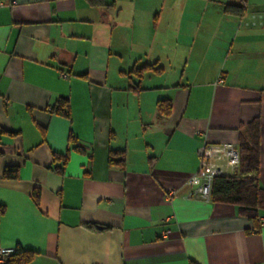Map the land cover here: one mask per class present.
Instances as JSON below:
<instances>
[{
	"label": "crops",
	"instance_id": "crops-1",
	"mask_svg": "<svg viewBox=\"0 0 264 264\" xmlns=\"http://www.w3.org/2000/svg\"><path fill=\"white\" fill-rule=\"evenodd\" d=\"M104 2L0 0L1 244L28 264H264V210L256 229L186 182L201 145L237 144L260 117L264 187V66L238 59L264 43L232 38L221 0Z\"/></svg>",
	"mask_w": 264,
	"mask_h": 264
},
{
	"label": "trees",
	"instance_id": "trees-1",
	"mask_svg": "<svg viewBox=\"0 0 264 264\" xmlns=\"http://www.w3.org/2000/svg\"><path fill=\"white\" fill-rule=\"evenodd\" d=\"M92 6L101 7L106 5L104 0H87ZM246 8L245 0L238 4L227 3L224 5V11L227 14L241 16ZM153 69L157 72L161 68L155 65L147 64L135 70L141 76L142 72ZM53 110L61 115L69 116V103L65 99H59ZM158 110L162 116H168L172 110V102L169 99H163L158 102ZM12 132V131H11ZM73 147L80 150L76 145V139L70 138ZM261 121L260 117H255L247 124L245 135L241 136L237 143L240 154L241 164L237 173L233 176L216 177L212 182L210 199L216 203H228L237 208L239 215L247 218L254 223L255 228L259 227L260 212L264 210V187L259 182L260 159H261ZM55 160L59 164L53 167L57 172L63 173L65 164L68 160L65 155H56ZM110 164L124 166V150L114 151L109 158ZM4 178L16 179L19 177V168L16 166H7L4 170ZM6 211L5 206L0 205V215ZM84 226L90 230H96L99 225L93 222H86ZM105 228V227H102ZM109 227H106L107 229ZM32 251L17 247L15 252L4 264H28L34 258ZM190 264H198L191 261Z\"/></svg>",
	"mask_w": 264,
	"mask_h": 264
},
{
	"label": "built area",
	"instance_id": "built-area-1",
	"mask_svg": "<svg viewBox=\"0 0 264 264\" xmlns=\"http://www.w3.org/2000/svg\"><path fill=\"white\" fill-rule=\"evenodd\" d=\"M64 77L68 75L62 73ZM200 164L198 170L187 179L189 185L196 187V194L206 200H210L212 182L216 177L233 176L237 173L241 164V154L236 143H205L199 149ZM175 193L174 190L170 194ZM264 225V218H260ZM169 231H165L163 237H167ZM15 252L14 248L4 247L0 242V264L7 262Z\"/></svg>",
	"mask_w": 264,
	"mask_h": 264
},
{
	"label": "rangeland",
	"instance_id": "rangeland-1",
	"mask_svg": "<svg viewBox=\"0 0 264 264\" xmlns=\"http://www.w3.org/2000/svg\"><path fill=\"white\" fill-rule=\"evenodd\" d=\"M240 2L241 0H221V14L223 3L238 4ZM245 5L246 8L243 14L233 23V29H231L228 34L232 38H235L237 36L236 34L239 33L243 40H250L252 44L264 43V0H245ZM209 13L211 15L218 14V9L210 8ZM228 49L229 47H227V50ZM238 59L240 63H244L247 67L253 66L256 63L259 64L258 66H260V68L264 66V57L249 60L246 59L244 55H240Z\"/></svg>",
	"mask_w": 264,
	"mask_h": 264
}]
</instances>
